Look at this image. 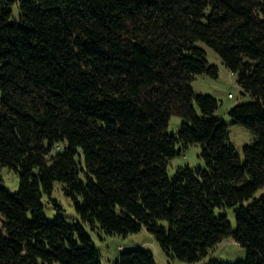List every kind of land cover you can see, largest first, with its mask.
<instances>
[{"label": "trees", "instance_id": "trees-1", "mask_svg": "<svg viewBox=\"0 0 264 264\" xmlns=\"http://www.w3.org/2000/svg\"><path fill=\"white\" fill-rule=\"evenodd\" d=\"M197 42L251 97L229 109L255 137L242 156L213 115L217 99L192 88L218 71ZM172 114L185 120L176 134ZM192 144L203 166L168 176ZM2 167L19 185L11 193L0 174V264H101L81 224L43 217L41 191L55 181L105 234L145 228L188 262L231 239L246 249L234 264H264V0H0ZM228 207L234 226L215 214ZM153 258L131 249L115 264Z\"/></svg>", "mask_w": 264, "mask_h": 264}, {"label": "rangeland", "instance_id": "rangeland-1", "mask_svg": "<svg viewBox=\"0 0 264 264\" xmlns=\"http://www.w3.org/2000/svg\"><path fill=\"white\" fill-rule=\"evenodd\" d=\"M19 10L17 3L11 6L10 21L18 19ZM205 51V57L210 64L217 66V76L213 77L208 74L197 75L191 82L192 88L195 93L207 94L214 99H217L218 105L213 115L221 122H224L228 129V140L234 146L235 150L242 156V146L244 144H251L255 137L245 127L232 122L229 115V109L236 104L250 101L251 97L244 93L239 85L236 83V76L228 68H226L217 55V53L203 42L196 43ZM185 120L177 115L169 118L167 125L168 134H176L181 124ZM202 148L200 144H192L178 152L175 156L168 160L167 175L173 176L178 168L187 166L189 168L202 167L204 162L201 157ZM2 177V184L11 192L18 191L19 179L15 170L7 167H2L0 170ZM264 191L259 189L255 195L258 196ZM42 215L47 220H52L56 216H60L67 222L79 223L84 228L85 232L90 237L92 245L96 249L97 258L101 264H115V260L121 251L131 249L149 250L154 256L156 264H202L210 256L218 257L228 264H234L238 260L245 258L246 249L244 246L234 242L231 239H225L219 242L209 255L203 259L188 262L173 257L167 254L159 244L155 241L153 235L142 228L138 232L123 234H105L98 227H91L83 222L78 216L73 200L65 194L62 184L55 181L52 185L50 192L41 191ZM224 213L227 220L232 226L235 224V213L233 207L228 208H215V214ZM161 224L167 226L163 220ZM59 264V263H54Z\"/></svg>", "mask_w": 264, "mask_h": 264}]
</instances>
